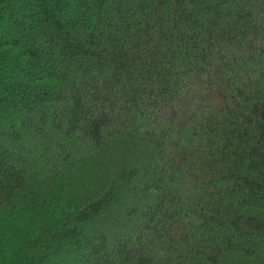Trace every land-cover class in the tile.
Returning a JSON list of instances; mask_svg holds the SVG:
<instances>
[{
  "label": "trees",
  "instance_id": "obj_1",
  "mask_svg": "<svg viewBox=\"0 0 264 264\" xmlns=\"http://www.w3.org/2000/svg\"><path fill=\"white\" fill-rule=\"evenodd\" d=\"M0 264H264V0H0Z\"/></svg>",
  "mask_w": 264,
  "mask_h": 264
}]
</instances>
